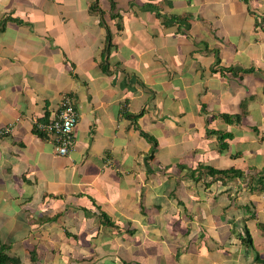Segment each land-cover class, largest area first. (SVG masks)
Instances as JSON below:
<instances>
[{
	"label": "crops",
	"instance_id": "crops-1",
	"mask_svg": "<svg viewBox=\"0 0 264 264\" xmlns=\"http://www.w3.org/2000/svg\"><path fill=\"white\" fill-rule=\"evenodd\" d=\"M94 1L0 0V240L22 264H262L264 0ZM65 93L63 155L40 125Z\"/></svg>",
	"mask_w": 264,
	"mask_h": 264
},
{
	"label": "trees",
	"instance_id": "trees-1",
	"mask_svg": "<svg viewBox=\"0 0 264 264\" xmlns=\"http://www.w3.org/2000/svg\"><path fill=\"white\" fill-rule=\"evenodd\" d=\"M97 0L94 1V6H96ZM113 4L115 5V2H113ZM110 45H111V35L108 32L107 35V45L106 48L104 49V53L105 52H109L110 49ZM223 117L225 118V120H231V118H235L237 120H240L242 115L241 114H234V115H230V114H224ZM141 134L143 136H145L147 139H149L152 142V155L154 154V151L158 145L157 140L151 136L150 134H148L147 132L141 130ZM230 133L227 132H218V137L220 138V143L222 145V148L225 147V145H227L225 138L229 137ZM201 168H205V167H201L199 166L194 170V175H196V171L199 169L202 170ZM207 173L209 175H211L214 179H219L222 181V184H227L229 181L235 180L237 178H244V171L236 168V167H229V168H222V169H218V168H214L212 166H208L206 167ZM262 173V174H260ZM257 175L253 178H251L249 180V184L253 183L254 185H252V190L254 189H264V168L262 169V171H260ZM102 216L106 219L104 221H106V223H110L112 225H114V221L109 218L106 213H101ZM254 216V215H253ZM55 217H51L49 219H52ZM48 219V218H47ZM262 230L264 231V225H260ZM231 234H234L237 238H239L241 240V242L243 244H245L248 247H253L254 248V241L252 238V234L251 231L249 229V227L244 224L243 226V231H235V230H231L230 231ZM13 247L12 243H5L2 242L0 240V264H22V259L20 256L17 255H11V249ZM36 248L34 250H31V260L36 261L37 255L36 254ZM39 256V255H38ZM255 261L264 264V259L260 257L259 254L256 255L255 257Z\"/></svg>",
	"mask_w": 264,
	"mask_h": 264
},
{
	"label": "built area",
	"instance_id": "built-area-1",
	"mask_svg": "<svg viewBox=\"0 0 264 264\" xmlns=\"http://www.w3.org/2000/svg\"><path fill=\"white\" fill-rule=\"evenodd\" d=\"M60 110L51 123H42L41 129L54 134L56 150L59 154H68L75 147L74 130L78 124V111L70 93H65L60 102ZM12 127L0 131V135L8 134Z\"/></svg>",
	"mask_w": 264,
	"mask_h": 264
},
{
	"label": "rangeland",
	"instance_id": "rangeland-1",
	"mask_svg": "<svg viewBox=\"0 0 264 264\" xmlns=\"http://www.w3.org/2000/svg\"><path fill=\"white\" fill-rule=\"evenodd\" d=\"M204 171H206L207 172V170L206 169H203ZM184 253V251H183V249L180 251V254H183Z\"/></svg>",
	"mask_w": 264,
	"mask_h": 264
}]
</instances>
